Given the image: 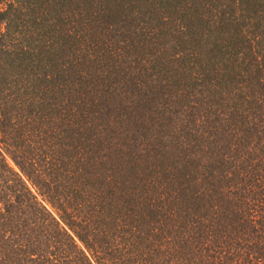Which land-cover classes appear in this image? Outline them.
<instances>
[{
  "label": "trees",
  "instance_id": "16d2710c",
  "mask_svg": "<svg viewBox=\"0 0 264 264\" xmlns=\"http://www.w3.org/2000/svg\"><path fill=\"white\" fill-rule=\"evenodd\" d=\"M0 264H264V0H0Z\"/></svg>",
  "mask_w": 264,
  "mask_h": 264
},
{
  "label": "rangeland",
  "instance_id": "374dc122",
  "mask_svg": "<svg viewBox=\"0 0 264 264\" xmlns=\"http://www.w3.org/2000/svg\"><path fill=\"white\" fill-rule=\"evenodd\" d=\"M32 14H36V11H32V12L27 13V14L24 16V18L27 19V20H31V17H32V19H33V17H34V16H32ZM7 162H8V164L10 165V167L16 169L15 166L13 165V163H12L9 159H7Z\"/></svg>",
  "mask_w": 264,
  "mask_h": 264
}]
</instances>
